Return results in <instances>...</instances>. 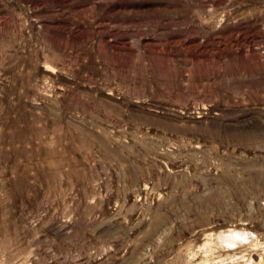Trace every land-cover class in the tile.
<instances>
[{
	"label": "rangeland",
	"instance_id": "1",
	"mask_svg": "<svg viewBox=\"0 0 264 264\" xmlns=\"http://www.w3.org/2000/svg\"><path fill=\"white\" fill-rule=\"evenodd\" d=\"M0 264H264V0H0Z\"/></svg>",
	"mask_w": 264,
	"mask_h": 264
}]
</instances>
